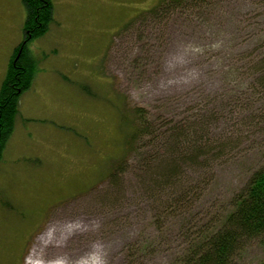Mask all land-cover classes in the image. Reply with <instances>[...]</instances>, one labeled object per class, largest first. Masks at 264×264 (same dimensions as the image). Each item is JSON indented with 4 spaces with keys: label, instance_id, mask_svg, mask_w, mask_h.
<instances>
[{
    "label": "rangeland",
    "instance_id": "374dc122",
    "mask_svg": "<svg viewBox=\"0 0 264 264\" xmlns=\"http://www.w3.org/2000/svg\"><path fill=\"white\" fill-rule=\"evenodd\" d=\"M207 1L143 32L128 23L158 0H52L48 31L26 45L36 67L0 159V264H39L30 255L41 234L71 224L82 228L58 233L59 250H47L70 264L85 256L95 264H174L191 233L221 219L264 167V119L243 115L264 103L248 82L259 68L246 62L264 49V0ZM25 19L22 0H0V82ZM229 62L243 66L239 86L222 75ZM135 108L146 110L150 128L183 120L195 141L211 143L194 161H180L189 209H178L175 187L168 203L157 193L172 144L146 134L126 152ZM147 153L155 156L149 171ZM263 260L258 238L232 264Z\"/></svg>",
    "mask_w": 264,
    "mask_h": 264
},
{
    "label": "trees",
    "instance_id": "16d2710c",
    "mask_svg": "<svg viewBox=\"0 0 264 264\" xmlns=\"http://www.w3.org/2000/svg\"><path fill=\"white\" fill-rule=\"evenodd\" d=\"M209 3L207 0H158V3L148 10L140 11L138 17H134L128 25L134 29L137 24L139 25L137 30L143 29L144 32L146 27L150 28L149 22H160V20L171 14L192 7L203 9ZM22 4L25 7L26 18L23 25V41L13 49L14 52L8 60L6 74L0 82V159L14 129L19 99L22 93L30 88L36 67V61L27 50V42L45 34L53 20L54 6L52 0H22ZM204 13L207 12H203L201 15ZM161 26H154L153 29L159 30ZM248 43H246L247 46ZM246 62L259 68L255 72L256 74L252 75V79L248 80L249 84H252L251 87H253L250 93L253 94V97H256V93L258 95L264 94V49L258 56L254 55ZM242 67L240 63L229 62L222 75L239 86V83L243 80V74L240 72ZM248 88L250 89V87ZM249 96L246 100L251 101ZM261 98L264 101V96H261ZM262 106L263 108H261ZM262 106L257 112L253 109L250 111L246 107L244 110L248 109L247 113L243 115L249 114L251 116V114L257 113L253 115L254 120L260 119L259 123H261V120L264 119V103ZM133 111L132 120H128L129 131L126 132L124 139L127 146L126 152L135 150L146 134L152 136L153 141H166L172 144L170 162L163 167L161 174H159V178H161L155 179L158 186L157 193L163 198L164 203H168L169 190L175 187V196L178 197L176 201L178 209L186 207L189 209L190 196L188 195L190 188L183 182L178 169L181 167L180 161L188 155L190 160L194 161L192 157L198 155L199 148H208L211 143L203 138L195 141L191 130L193 127L182 125L183 120L170 118L171 127L168 130L161 131L156 124L150 128L144 108H135ZM196 123L194 121V124ZM204 128L206 129L207 126ZM145 153L144 151L142 154ZM147 154L142 160L144 163H148L145 164L147 166L145 169L149 171L155 156H153L154 153ZM207 155H210V151ZM212 159V156L205 158V169L212 165ZM113 174L112 170L110 177ZM197 186V184L194 185V193L197 192ZM169 194L173 197L172 192ZM230 205L231 208L223 214L221 219L213 223H203L202 226L197 227V232L191 233V237L187 238L181 250L175 255L174 264H232L236 253L245 248L248 242L264 238V167L254 170L243 187L234 193ZM260 264H264V260Z\"/></svg>",
    "mask_w": 264,
    "mask_h": 264
},
{
    "label": "bare ground",
    "instance_id": "6f19581e",
    "mask_svg": "<svg viewBox=\"0 0 264 264\" xmlns=\"http://www.w3.org/2000/svg\"><path fill=\"white\" fill-rule=\"evenodd\" d=\"M82 228L80 225H63L61 227H57L55 225L52 226L50 230H47L41 234L39 239L36 241V247L33 249L30 257L36 258V262L42 264V261H48L45 258L49 256H56L54 258L49 259L51 264H70L71 262L68 261L65 256L59 257V251H56L60 246V242H58V233H62L63 236L72 234L73 231H79ZM48 248H54L56 250L51 251V253L47 252ZM59 250V249H58ZM42 260V261H41ZM96 263V262H95ZM90 256H85L80 261L76 262V264H95Z\"/></svg>",
    "mask_w": 264,
    "mask_h": 264
}]
</instances>
